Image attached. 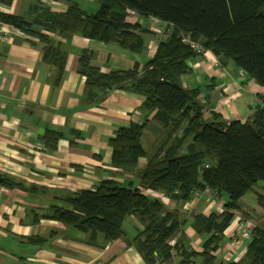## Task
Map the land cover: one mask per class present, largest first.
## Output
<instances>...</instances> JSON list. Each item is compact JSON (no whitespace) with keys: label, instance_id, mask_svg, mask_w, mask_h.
Instances as JSON below:
<instances>
[{"label":"trees","instance_id":"1","mask_svg":"<svg viewBox=\"0 0 264 264\" xmlns=\"http://www.w3.org/2000/svg\"><path fill=\"white\" fill-rule=\"evenodd\" d=\"M97 1L98 8L91 13L74 1L64 12H53L35 1L28 20L0 11V21L37 34L45 43L44 58L55 68V85L61 81L65 50L33 26L116 43L140 53L146 49L143 30L129 20L131 14L164 22L154 54L143 64L135 62L127 69L103 72L91 63L93 52L85 50L76 66L85 77L82 98L88 106L99 105L113 89L142 97L139 110L143 122L119 126L108 143L111 166L131 173L139 158L145 157L146 163L124 181L105 178L90 189L51 193L52 202L35 220H57L87 233L86 241L97 246L125 237L147 264L170 259L172 251L179 256L178 264H192L197 259L200 264H264V229L257 226L251 227L239 260L215 263L213 254L236 211L241 212L244 199L254 195L264 213V185L255 187L264 182V95L245 120H227L213 109L206 113L199 101V87L185 88L180 82V77L190 72L188 59L197 54L188 39L211 50L221 63L231 60L241 74L264 88V0ZM150 121L159 127L162 137L151 154L142 144L143 130ZM61 137L60 131L47 129L41 140L52 151ZM0 185L27 191L35 187L23 186L8 174H0ZM38 189L44 196L50 192L44 186ZM207 190L223 199V210L189 218L197 233L209 235L197 251L184 243L181 225L188 218L167 206L165 198L189 206ZM127 216H134L141 225L132 237L126 236L123 228ZM44 240L28 237L35 244Z\"/></svg>","mask_w":264,"mask_h":264},{"label":"crops","instance_id":"2","mask_svg":"<svg viewBox=\"0 0 264 264\" xmlns=\"http://www.w3.org/2000/svg\"><path fill=\"white\" fill-rule=\"evenodd\" d=\"M35 1L53 12L66 11L70 1L77 2L86 12V8L92 11L98 8L97 0H0V11L27 19ZM131 18L143 30L146 49L140 53L116 43H103L78 34L52 33L33 26L58 41L65 50L64 70L57 85L53 82L55 68L44 58L45 43L37 34L0 21V29L8 31L7 36L0 37V174L13 176L23 186L37 187L27 191L0 185V264H147L125 237L97 246L86 241L87 233L67 228L57 220L41 217L35 220L52 202V194L90 189L105 178L124 181L135 175L133 171L127 173L111 166L108 139L119 126L143 122L139 110L142 97L113 89L99 105L88 106L82 98L85 77L76 70L79 56L85 50L93 52L91 63L103 72L147 61L160 37L154 24L165 23L148 17L152 22L144 25L139 19L142 16L133 13ZM188 65L190 72L180 77L181 85L199 87V101L204 103L206 113L213 109L227 120H244L251 113L249 109L264 95L262 86L241 74L231 60L221 63L211 50L197 53L188 59ZM152 123L145 127L142 138L155 132L160 135L159 127ZM47 129L62 133L52 151L41 140ZM142 144L147 151L143 141ZM145 163V157L139 158L135 168ZM43 186L50 190L45 196L38 189ZM165 202L176 208L183 219L188 218L181 225L184 243L200 251L209 235L197 233L189 218L195 214H219L223 199L207 190L193 198L189 206L168 198ZM251 202V197L244 199L240 209L243 216L237 214L252 222V227L264 229V213L256 205L255 196L254 204ZM140 227L134 216H127L126 226L123 225L129 237ZM33 236L45 240L30 243L28 237ZM247 242L234 217L213 253L215 263L239 260ZM173 243L174 239L170 241ZM172 252L170 259L156 260L154 264H178L179 256ZM192 264H200V260Z\"/></svg>","mask_w":264,"mask_h":264},{"label":"rangeland","instance_id":"3","mask_svg":"<svg viewBox=\"0 0 264 264\" xmlns=\"http://www.w3.org/2000/svg\"><path fill=\"white\" fill-rule=\"evenodd\" d=\"M87 9V12L88 13H91V12H94V11H92L93 9H90V8H86ZM148 17H142V18H139L141 21H143L144 22V25H148L149 23H151L152 22V20L151 19H147ZM129 20L130 21H134L132 18H130L129 17ZM154 26H156V28L158 29V33L160 34L161 32H162V24L161 23H158V21H156L155 22V24H154ZM256 104V103H255ZM252 109H253V106L249 109V111H252ZM246 111H248V109L246 110ZM244 113H247V112H244ZM245 120V119H244ZM241 121H243V120H241ZM147 132H152V131H147ZM160 135H159V133L158 132H155V133H151V134H149V135H145L143 138H142V141H143V143H144V145L147 147V151L151 154L153 151H154V149H155V147L159 144V142H160V140L161 139H157L158 137H159ZM136 172H137V168H134L133 169V173H135L136 174ZM264 185V182L263 181H259L258 183H257V186H255L257 189L258 188H260L261 186H263ZM260 186V187H259ZM225 197V195H222V197ZM251 197V199H252V202H251V204H254L253 203V200H254V195L253 196H250ZM184 210H185V208H184ZM127 218V217H126ZM123 225H124V227L126 226V219L123 221Z\"/></svg>","mask_w":264,"mask_h":264},{"label":"built area","instance_id":"4","mask_svg":"<svg viewBox=\"0 0 264 264\" xmlns=\"http://www.w3.org/2000/svg\"><path fill=\"white\" fill-rule=\"evenodd\" d=\"M8 35V31L5 29H0V37H5ZM189 42L190 47L196 52V53H201L204 51V48L196 42L190 41L186 39ZM239 214L242 215V213L239 212ZM237 212L235 213V221H237L238 228L241 230V236L243 238H249L250 237V232L249 228L252 227V222L249 223L248 220L244 219L243 217H240ZM243 216V215H242Z\"/></svg>","mask_w":264,"mask_h":264},{"label":"clouds","instance_id":"5","mask_svg":"<svg viewBox=\"0 0 264 264\" xmlns=\"http://www.w3.org/2000/svg\"><path fill=\"white\" fill-rule=\"evenodd\" d=\"M261 100H259L258 102H260ZM237 213H239V212H237ZM241 213V212H240ZM243 215V214H242ZM235 217V216H234ZM249 232H250V228H249ZM250 238V237H249ZM249 238H246V239H249Z\"/></svg>","mask_w":264,"mask_h":264}]
</instances>
